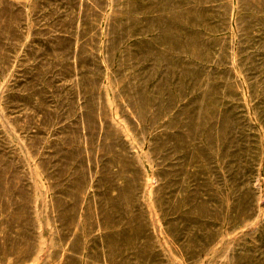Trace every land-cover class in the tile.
Instances as JSON below:
<instances>
[{
    "label": "rangeland",
    "instance_id": "374dc122",
    "mask_svg": "<svg viewBox=\"0 0 264 264\" xmlns=\"http://www.w3.org/2000/svg\"><path fill=\"white\" fill-rule=\"evenodd\" d=\"M0 66V264H264V0H0Z\"/></svg>",
    "mask_w": 264,
    "mask_h": 264
},
{
    "label": "bare ground",
    "instance_id": "6f19581e",
    "mask_svg": "<svg viewBox=\"0 0 264 264\" xmlns=\"http://www.w3.org/2000/svg\"><path fill=\"white\" fill-rule=\"evenodd\" d=\"M172 2V1H171ZM183 3V2H182ZM245 13V12H244ZM248 16V15H247ZM91 18V17H90ZM19 25V23H18ZM8 26V25H7ZM12 30V29H11ZM249 31V30H248ZM10 33V32H9ZM134 33V32H133ZM91 35V34H90ZM28 37V36H27ZM19 42V41H18ZM197 42V41H196ZM16 43V42H15ZM112 51V50H111ZM215 51V50H214ZM239 52V51H238ZM78 53V52H77ZM112 53V52H111ZM204 53V52H203ZM6 55V54H5ZM218 56V55H217ZM6 59V58H5ZM8 59V58H7ZM7 61V60H6ZM83 61V60H82ZM7 66V65H6ZM1 67V66H0ZM189 70V69H188ZM2 72V71H1ZM5 92V91H4ZM107 104V103H106ZM128 107V106H127ZM144 114V113H143ZM143 118V117H142ZM187 129V128H186ZM200 129V128H199ZM87 131V130H86ZM186 135V134H185ZM188 135V134H187ZM110 142V141H109ZM187 145V144H186ZM186 160V159H185ZM190 168V167H189ZM187 175V174H186ZM207 175V174H206ZM196 179V178H195ZM204 181V180H203ZM228 182V181H227ZM197 185V184H196ZM149 189V188H148ZM191 191V190H190ZM213 194V193H212ZM211 197V196H210ZM203 200V199H202ZM252 204V203H251ZM209 205V203H208ZM207 205V206H208ZM204 208V207H203ZM238 210V209H237ZM206 211V210H205ZM210 212V211H209ZM141 215V214H140ZM223 215V214H222ZM211 216V215H210ZM186 217V216H185ZM222 218V217H221ZM230 219V218H229ZM184 221V220H183ZM250 221V220H249ZM159 222V221H158ZM248 222V221H247ZM193 224V223H192ZM150 225V224H149ZM238 229V228H237ZM236 230V229H235ZM214 244V243H213ZM203 251V250H202ZM217 259V258H216ZM201 260V259H200ZM233 261V259H232Z\"/></svg>",
    "mask_w": 264,
    "mask_h": 264
}]
</instances>
